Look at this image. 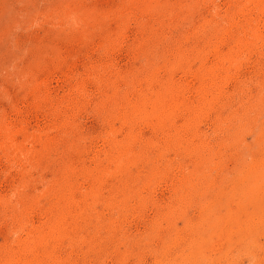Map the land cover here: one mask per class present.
Returning <instances> with one entry per match:
<instances>
[{"label":"rangeland","instance_id":"374dc122","mask_svg":"<svg viewBox=\"0 0 264 264\" xmlns=\"http://www.w3.org/2000/svg\"><path fill=\"white\" fill-rule=\"evenodd\" d=\"M0 264H264V0H0Z\"/></svg>","mask_w":264,"mask_h":264}]
</instances>
